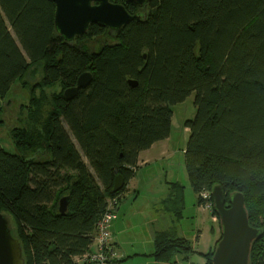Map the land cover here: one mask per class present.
Wrapping results in <instances>:
<instances>
[{"label":"trees","instance_id":"1","mask_svg":"<svg viewBox=\"0 0 264 264\" xmlns=\"http://www.w3.org/2000/svg\"><path fill=\"white\" fill-rule=\"evenodd\" d=\"M114 1L143 21L119 33L94 25L76 45L56 34L52 1L0 0V99L27 85L36 66L43 73L37 88L63 89L42 122L43 104L31 100L28 127L14 130L17 154L0 143V213L18 223L26 264H78L91 251L109 200L121 202L140 154L171 136L172 107L193 94L185 162L198 204L216 185L227 205L242 192L251 226L263 231L251 264H264V0H153L146 9ZM85 72L92 84L67 101L65 90ZM118 175L126 183L112 194ZM166 204L181 217L184 187L171 184ZM184 242L158 233L156 261L196 254ZM211 251L202 255L208 264Z\"/></svg>","mask_w":264,"mask_h":264},{"label":"rangeland","instance_id":"2","mask_svg":"<svg viewBox=\"0 0 264 264\" xmlns=\"http://www.w3.org/2000/svg\"><path fill=\"white\" fill-rule=\"evenodd\" d=\"M105 39L106 43L113 42L112 35ZM84 41L85 36L78 38L75 44L78 45ZM84 47L88 48L86 43ZM42 78V67L36 66L35 71L26 78L27 85H24L23 82L18 83L7 98L4 100L0 99V120L2 121L0 125V143L10 153H18L13 144L14 130L16 128L28 127V121L33 113L32 111H34L31 100L34 97L41 100L43 105L40 108L38 119H40L39 122H42V119L48 117L49 113L53 109H56L55 96L63 93L61 85L52 86L49 89H45V91L37 88L38 84L42 83ZM33 88L35 92L32 93ZM195 97V94H193L184 103L172 107L174 116L172 119L169 149L162 161L150 166L148 170L150 175L147 176L153 178L152 183L147 186L145 181H140L145 174L141 173L143 175L140 174L137 181L138 184L135 183L139 187V183L141 182L142 187L139 193H134L133 183L129 186L131 190L128 197L122 199L125 207L120 221L124 227L122 231L119 230L116 234L119 244L118 257L124 259L121 264H151V262L154 264L156 245L150 241L148 232L146 231L149 229V226L142 215L139 214V210L148 207L146 205H150L151 202L156 204L157 199L167 193L168 183L174 182L184 187L183 210L185 220L187 221L185 224L186 227L191 224V220L186 218L194 217L197 212L203 214L204 212L202 210H212V208H205L198 204V198L192 189L185 162V151L190 137V131L185 127V122L195 119ZM3 213L7 215L13 233L19 237L18 223L9 212ZM124 214H126V218ZM213 216L210 215V219L216 229L218 240L213 245L211 253L215 251L222 237L219 220L215 221L216 223L213 222V218L215 217ZM184 246L188 247L191 245L184 242ZM150 249H153L152 252H149ZM139 250L140 252L143 251V255L138 254ZM181 252L188 253L184 249ZM173 264H208V261L204 256L199 254H193L190 257H183V255L178 254L174 257Z\"/></svg>","mask_w":264,"mask_h":264},{"label":"water","instance_id":"3","mask_svg":"<svg viewBox=\"0 0 264 264\" xmlns=\"http://www.w3.org/2000/svg\"><path fill=\"white\" fill-rule=\"evenodd\" d=\"M56 5V34L73 44L77 38L88 34L94 25L107 28L110 33H119L133 21L142 22L143 13L131 14L126 6L112 0H50ZM119 1V0H117ZM146 9L153 0H120ZM91 72L82 74L77 85L64 92L67 101L74 100L82 90L93 82ZM132 87L137 82L130 81ZM125 178L118 175L112 194L120 192L125 186ZM213 213L219 220L222 238L218 242L212 264H251L254 244L262 237L261 229L251 226L246 197L242 192H233L229 196V205L223 188L213 187ZM69 197L59 203V213H68ZM0 264H26L21 242L15 238L7 215L0 213Z\"/></svg>","mask_w":264,"mask_h":264},{"label":"crops","instance_id":"4","mask_svg":"<svg viewBox=\"0 0 264 264\" xmlns=\"http://www.w3.org/2000/svg\"><path fill=\"white\" fill-rule=\"evenodd\" d=\"M170 139L171 136L167 140L156 143L151 147V149L144 151L140 154L139 163H138L139 170L137 171L136 176L127 183L126 190L124 192L122 199L123 198L126 199L128 197L131 190L129 186L133 183H134L133 185L134 193L135 194L139 193V190L141 189L142 185L140 182L138 187L137 181L141 173H145V174L144 176H142L140 181L142 182L145 181L147 186H149L152 183L153 178H149L147 176L150 175L148 170L150 169V166H152L154 163H158L162 161L164 157L167 155ZM170 184H174V182L168 183L167 193L165 195H162L160 198H158L156 204L154 202H151L150 205H146L148 207L139 210V214L142 215L143 219L146 220L145 222H147L149 226V229H147L146 231L148 232L151 243L154 242L156 245V236L158 235V233L171 231L174 232L178 238H184L188 240L190 245L193 247L194 251L196 252V254L205 255L209 253L213 245L218 240L216 229L212 224V220L210 219V215L213 216V211L202 210L204 212L203 214L197 212L194 217L186 218L188 220H191V224L188 227H186L185 224L187 221L185 220L184 210L182 212L181 217H176L173 210L170 209L169 206L166 204V201L169 198V194H170ZM124 207L125 205L123 203V200H121L120 208L118 209V218L112 223V233L117 245V251L119 248V244L116 234L119 232V230L122 231L124 227L122 225V222L120 221V218L123 215ZM203 207L205 206L203 205ZM124 216L126 218V214H124ZM213 222H215L214 218H213ZM91 250H95L94 245L92 246ZM152 250L153 249H150L149 252H152ZM138 254L143 255V251L140 252L139 250ZM119 259L121 264L122 261H124V259L121 258ZM77 263L83 264L80 263V259H77ZM151 264L153 263L151 262ZM154 264H162V263L157 262L155 259Z\"/></svg>","mask_w":264,"mask_h":264},{"label":"built area","instance_id":"5","mask_svg":"<svg viewBox=\"0 0 264 264\" xmlns=\"http://www.w3.org/2000/svg\"><path fill=\"white\" fill-rule=\"evenodd\" d=\"M212 193L202 194L204 206L213 209ZM120 206L119 198L115 197L109 200V206L105 214L97 224V236L95 239V250H91L80 258L83 264H118L117 245L112 233V223L118 218V209ZM218 218L214 217V221Z\"/></svg>","mask_w":264,"mask_h":264}]
</instances>
